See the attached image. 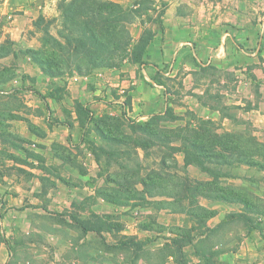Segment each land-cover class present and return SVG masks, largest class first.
Returning a JSON list of instances; mask_svg holds the SVG:
<instances>
[{
    "label": "crops",
    "instance_id": "obj_1",
    "mask_svg": "<svg viewBox=\"0 0 264 264\" xmlns=\"http://www.w3.org/2000/svg\"><path fill=\"white\" fill-rule=\"evenodd\" d=\"M62 1L3 0L6 31ZM168 2L142 63L58 93L40 73L58 97L0 105L9 139L31 149L0 174V264H264V162L239 146H264V0ZM202 129L235 147L215 178L185 164Z\"/></svg>",
    "mask_w": 264,
    "mask_h": 264
},
{
    "label": "rangeland",
    "instance_id": "obj_2",
    "mask_svg": "<svg viewBox=\"0 0 264 264\" xmlns=\"http://www.w3.org/2000/svg\"><path fill=\"white\" fill-rule=\"evenodd\" d=\"M199 1L203 2V0H195V2ZM2 2L3 0H0V11ZM108 2H116L121 7L97 10L98 5L107 7ZM185 4L186 10L191 8L187 3ZM65 6L66 3L64 5L61 3L60 12L56 16L45 17L42 14H35V17L26 23L24 30L16 35L6 31L9 19L7 15L0 14V105L9 103L13 106L19 105L20 95L17 93L27 89H42L45 91L44 94H47L49 91L46 90L45 77L40 73L58 80L55 85H51L58 93L63 90L61 88H65L68 77L78 74L91 75L96 69L105 67L119 68L126 63H132L140 55L142 59L151 41L163 31L169 2L168 0H80L72 7ZM119 9L120 13H118ZM73 16L76 24L72 21ZM70 25L73 27L78 25L81 28L87 25L86 28L91 30L84 29L82 33L79 32L81 34L79 36L70 30ZM93 30L100 42H94L90 36V31L92 33ZM164 68H167V64ZM10 113L14 117V112ZM7 114V110L0 111L1 175L7 174L9 168L13 170L14 151L31 150L25 146L30 145V142L24 144L23 140L9 139L5 122ZM202 135L211 141L216 139L212 134ZM239 146L257 156L252 159L253 161L264 162V146L247 140L241 142ZM192 150L200 158L203 156V164L207 169L217 171L215 163L218 161L219 149L214 144L208 149H204L203 146ZM11 153L12 155H9ZM208 191L215 192L214 182L208 184ZM2 203L0 197V206ZM3 213L0 207V214ZM213 257L203 256V262L210 261Z\"/></svg>",
    "mask_w": 264,
    "mask_h": 264
},
{
    "label": "trees",
    "instance_id": "obj_3",
    "mask_svg": "<svg viewBox=\"0 0 264 264\" xmlns=\"http://www.w3.org/2000/svg\"><path fill=\"white\" fill-rule=\"evenodd\" d=\"M78 1H80V0H68V1H62L61 3H63V5H64V3H66V6L65 7H72L73 6V4H75V3H77ZM61 3H60V5H59V9L61 8L60 6H61ZM94 3L96 4V1H94ZM114 6H116V7H121L119 4H117L116 2H108V5H107V7H102L101 5H98V8H97V10L98 11H100V10H102V9H110V8H112V7H114ZM64 7V6H63ZM62 7V8H63ZM67 9V8H66ZM67 10H69V9H67ZM120 9L118 10V13H120ZM74 12H76V10L74 11ZM72 21H73V23H75L76 24V20L74 19V16H73V18H72ZM72 25V24H71ZM70 25V30L72 31V32H74V33H77V34H79V36H81V34L79 33V32H81L82 33V31L84 30V29H86V30H88L89 31V29L91 30V28H89V29H87L86 28V26L85 27H83V28H81V27H79L78 25H76L75 27H73V26H71ZM111 27H113V26H111ZM90 36L92 37V39L94 40V42H100L99 41V39L97 38V35H96V33H95V30H93L92 31V33H91V31H90ZM142 52V51H141ZM133 62H136V63H142L143 62V58L141 59V55H140V57L138 58V59H135ZM34 91V93L39 97V98H41V99H43L44 100V98L46 97V95L47 96H50V97H58L56 94H53L52 92H48L47 94H42L41 92H39L38 90H33ZM77 106H78V108H81V106H80V104H77ZM206 130H208V128H206ZM201 134H200V133ZM192 131L191 132V140L192 141H190L189 143H186V147H185V164H188V163H195L196 165H198L203 171H205V172H207L208 174H210L213 178H215L216 177V175H217V171H212V170H210V169H207L206 168V166L203 164V156H201V158L199 157V156H197L198 154H196V153H194L193 152V150H192V148H197V147H200V148H203V146H204V149H208V148H211V147H213V144H214V146H216V148L217 147H219L218 149V154H217V162L215 163V165H216V168H218V163H221L222 161H225L226 159H225V157H223L222 155V152H221V149H229V150H232L233 148H235V147H233L232 146V144L231 143H228V142H223V143H217V140L215 139L214 141H211V140H208V139H206L205 137H203V129L201 130V131ZM209 132H210V129H209ZM206 133L205 135H207V134H211V133ZM202 135V136H201ZM197 138H199V139H197ZM213 143V144H212ZM244 158V157H243ZM243 158H240V160L241 161H250V163L251 164H253V163H258V162H255V161H253V160H249V159H247V160H245V159H243ZM202 159V160H201Z\"/></svg>",
    "mask_w": 264,
    "mask_h": 264
}]
</instances>
